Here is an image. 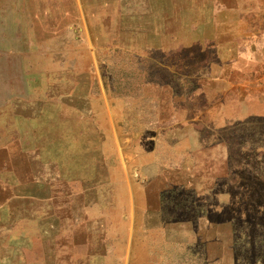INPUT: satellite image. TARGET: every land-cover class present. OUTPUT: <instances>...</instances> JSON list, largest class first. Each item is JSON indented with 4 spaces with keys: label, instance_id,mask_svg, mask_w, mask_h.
Wrapping results in <instances>:
<instances>
[{
    "label": "rangeland",
    "instance_id": "obj_1",
    "mask_svg": "<svg viewBox=\"0 0 264 264\" xmlns=\"http://www.w3.org/2000/svg\"><path fill=\"white\" fill-rule=\"evenodd\" d=\"M221 39L248 74H215ZM138 153L148 199L119 183ZM127 189L137 230L198 237L160 264H264V0H0V264H76L69 235L115 255Z\"/></svg>",
    "mask_w": 264,
    "mask_h": 264
},
{
    "label": "crops",
    "instance_id": "obj_2",
    "mask_svg": "<svg viewBox=\"0 0 264 264\" xmlns=\"http://www.w3.org/2000/svg\"><path fill=\"white\" fill-rule=\"evenodd\" d=\"M236 42L231 39H221L218 43L213 45L218 48V52H216V57L222 63L221 65H217L218 69L215 74H232V71L235 73H239V70H235V68L230 69L229 67L233 62L240 59V56L238 55V51L236 50V47H238V44H235ZM251 62V61H250ZM253 63V62H251ZM225 66V67H224ZM248 69H245L243 74H248ZM241 72L239 74H242ZM184 142H186V138L183 137ZM203 150V149H201ZM181 151V150H180ZM183 152H187L186 147H183ZM142 153H138L131 157L130 160L127 159L126 162L123 163L124 165L121 166V170L123 171L122 174L126 175V178H124L123 181L119 182L122 184L127 185V188L129 187L130 180L133 178L135 180L136 184H140L143 186L144 192H141L140 194L137 193V196H141V198L147 197L149 198L150 195H152V190H149L150 186L153 185L156 181V179H159L160 184L165 186V171L163 172V168L160 167L159 163H150V167H146L147 169L144 171ZM137 160L136 166H130L129 163L132 160ZM141 160L140 163H138V160ZM152 161H155L154 158ZM147 165L149 166V161H147ZM157 164V167L155 165ZM159 164V165H158ZM140 165L142 167H140ZM152 167V169H151ZM132 176L129 178L127 175ZM153 175V177H152ZM156 175V176H155ZM155 176V177H154ZM150 177V178H149ZM167 185V184H166ZM170 189V188H168ZM129 194V204L134 205V220L130 221V226L126 230L125 233L121 234L120 236H113L115 237V247L114 251L118 252L115 255H113L111 251V246H114V243L108 242L107 233L104 237V239L101 240V236H91L90 239H86V241L83 243L84 245H80L78 242H75L74 240L70 239V235L68 236L69 243H68V250L67 255L70 257L69 260L74 261L76 264H160L163 260L165 262V255H169V251L174 247L177 249L185 248L187 246V239H196V233H194V236L191 234H187L186 231L181 230V221H175L172 222L166 221L162 222L160 227H158L156 230H151L147 228L146 231H140L137 230V227L139 225V220L135 219V216L137 214L136 207L139 203V199L136 196V192H132V195H130L129 190L127 189ZM147 191V193H146ZM165 195L166 191L161 190L160 191V198H161V208L158 211L151 210L148 201L145 202V209L142 210L141 215H143L146 218L147 225H150L151 219L158 213L161 214V216H165L167 214L166 211H164V201H165ZM153 196V195H152ZM155 196V195H154ZM133 201V203H132ZM152 204V203H151ZM85 205V203H84ZM101 206V205H99ZM143 206V207H144ZM152 207V205H151ZM102 214L101 207L99 208L98 215ZM90 219V218H88ZM85 220V219H84ZM123 222H127V217H122ZM185 223L184 221L182 224ZM176 227L177 229H173ZM110 237V236H109ZM198 238V237H197ZM158 239L159 247L156 245L155 241L153 243V240ZM143 240H149L147 242L148 247H144ZM89 241V243H88ZM97 241V244H96ZM76 249H80L81 252L76 253ZM161 250V252H160ZM165 252V253H164ZM162 262V263H163Z\"/></svg>",
    "mask_w": 264,
    "mask_h": 264
}]
</instances>
